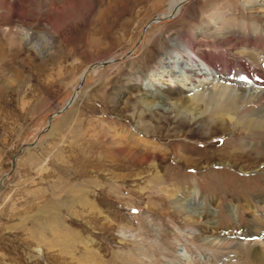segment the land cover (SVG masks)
<instances>
[{
	"label": "rangeland",
	"instance_id": "rangeland-1",
	"mask_svg": "<svg viewBox=\"0 0 264 264\" xmlns=\"http://www.w3.org/2000/svg\"><path fill=\"white\" fill-rule=\"evenodd\" d=\"M169 4L0 0V264H264V129L220 111L257 97L192 118L139 83L177 34H264V0Z\"/></svg>",
	"mask_w": 264,
	"mask_h": 264
},
{
	"label": "bare ground",
	"instance_id": "bare-ground-1",
	"mask_svg": "<svg viewBox=\"0 0 264 264\" xmlns=\"http://www.w3.org/2000/svg\"><path fill=\"white\" fill-rule=\"evenodd\" d=\"M182 2L170 0L169 15L177 13ZM11 5L9 10L15 15ZM73 9L77 8L73 5ZM24 15L16 16L23 19ZM70 16V10L66 9L65 12L60 11L56 19L58 22L64 21ZM223 21L213 30L202 29V32L194 35H175L172 51L165 58V67L161 73L144 74L139 78L142 102L148 106L175 108L177 114L189 113L195 118L196 115L207 113L215 99L248 92L257 97L255 108H241V104L234 103L220 111L221 116L235 122L239 120L238 115L247 113V118L240 121V124L243 130H250L249 133L255 135L258 130L264 129V34L260 28L251 25L246 27L236 24L228 28L227 20ZM47 22L51 24L50 20ZM132 137L139 138L136 135Z\"/></svg>",
	"mask_w": 264,
	"mask_h": 264
},
{
	"label": "water",
	"instance_id": "water-1",
	"mask_svg": "<svg viewBox=\"0 0 264 264\" xmlns=\"http://www.w3.org/2000/svg\"><path fill=\"white\" fill-rule=\"evenodd\" d=\"M70 100H72V97L69 98V100L67 101V103H69ZM67 103H66V104H67ZM66 104H65V105H66ZM65 105H64V106H65ZM64 106H63V107H64ZM12 162H13V160H12Z\"/></svg>",
	"mask_w": 264,
	"mask_h": 264
}]
</instances>
